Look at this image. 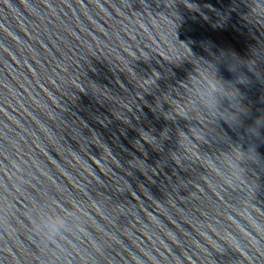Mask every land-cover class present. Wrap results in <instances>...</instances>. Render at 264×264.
<instances>
[{
    "label": "water",
    "instance_id": "water-1",
    "mask_svg": "<svg viewBox=\"0 0 264 264\" xmlns=\"http://www.w3.org/2000/svg\"><path fill=\"white\" fill-rule=\"evenodd\" d=\"M0 264H264V0H0Z\"/></svg>",
    "mask_w": 264,
    "mask_h": 264
},
{
    "label": "clouds",
    "instance_id": "clouds-1",
    "mask_svg": "<svg viewBox=\"0 0 264 264\" xmlns=\"http://www.w3.org/2000/svg\"><path fill=\"white\" fill-rule=\"evenodd\" d=\"M202 95H204L207 98V100L209 102V105L211 106L213 101H212L211 96H210V90L209 89H205L202 92ZM46 226L49 227L51 230L55 231L59 226H62V222L59 219H50L47 222Z\"/></svg>",
    "mask_w": 264,
    "mask_h": 264
}]
</instances>
